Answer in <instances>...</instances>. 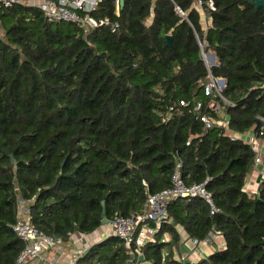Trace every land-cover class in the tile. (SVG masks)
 <instances>
[{"label":"trees","instance_id":"16d2710c","mask_svg":"<svg viewBox=\"0 0 264 264\" xmlns=\"http://www.w3.org/2000/svg\"><path fill=\"white\" fill-rule=\"evenodd\" d=\"M206 1V29L195 0H124L118 17L115 0H102L95 16L117 19L114 32L51 23L27 4L0 8V264H15L23 248L12 230L19 206L39 231L68 242L102 227V202L108 221L141 215L148 197L170 186L178 160L185 184L206 181L218 211L198 197L170 200L144 258L173 263L162 236L176 244L182 228L192 240L212 232L225 241L186 264H264V180L255 195L244 190L254 152L244 136L199 119L219 115L194 110L209 78H223L230 130H258L264 9L212 0L211 10ZM129 251L107 233L76 264H134Z\"/></svg>","mask_w":264,"mask_h":264},{"label":"built area","instance_id":"2783aa9c","mask_svg":"<svg viewBox=\"0 0 264 264\" xmlns=\"http://www.w3.org/2000/svg\"><path fill=\"white\" fill-rule=\"evenodd\" d=\"M102 0H0V8H10L15 4H27L38 8L46 20L51 23L66 22L74 24L84 31L93 30L101 27H108L113 32L120 29V23L117 19H109L95 16V12ZM203 0H195V7H203ZM205 5L211 10L214 9L212 0H207ZM119 0H115L114 14L119 16ZM175 11L183 15L182 10L176 6ZM203 58H206L203 54ZM223 78H209L204 86L203 92L206 102L196 101L194 110L200 112L204 108L208 112L219 115V118L208 117L205 113L201 114L199 119L207 128L217 125L223 128L225 133L231 139L236 137H245L254 152V161L251 172L257 173L256 166L262 162L260 156V135L264 133V117H259L258 130L251 135H238L230 130L229 117L224 112L226 107H231L232 103L223 95ZM182 162L178 160L175 164L171 175V184L168 188L163 189L150 195L145 203L144 212L141 215L132 217L115 216L109 221L108 226L115 236L119 237L127 248L130 249V255L136 258L142 255L141 248L151 240L158 231L161 223L167 219L165 210L166 204L178 197H198L210 210V214L218 211L211 193L206 189L205 182L185 184L181 178ZM246 191V189H244ZM22 203V200H20ZM27 208L19 206V215L12 225V230L16 237L22 242L23 248L18 254L15 264H29L38 260L47 252L60 247L64 242L59 238L50 237L39 231L32 225L27 218ZM214 233L210 232L207 241L214 238ZM195 243L198 241L194 240ZM80 251L70 264H76V259L83 253ZM177 264V263H168Z\"/></svg>","mask_w":264,"mask_h":264},{"label":"crops","instance_id":"0c3cea01","mask_svg":"<svg viewBox=\"0 0 264 264\" xmlns=\"http://www.w3.org/2000/svg\"><path fill=\"white\" fill-rule=\"evenodd\" d=\"M198 12L200 14L202 28L206 29L210 24V20L207 19L202 9H198ZM251 134H253L252 131H250L248 135ZM259 144L262 162L256 166L257 173L250 172V174H248L244 185V189H246V192L250 195H255L258 192L259 184L264 180V137L259 138ZM107 233H111L108 225L102 226L91 235L75 233L68 242H64L63 245L54 250L45 252L40 259L32 261L29 264H70L80 251L85 250L90 244L105 237ZM178 234L179 241L176 244L169 243L171 240L169 233L165 232L162 236V241L166 243L162 250V255L164 258L169 255L167 259L173 261V263H198L202 260H207L210 254L222 250L225 247V241L221 235L215 234L214 238L210 241L204 239L195 243L194 240L188 237L182 228H178ZM135 264L167 263L165 260L159 263H153L151 260L144 258L143 255H140L136 258Z\"/></svg>","mask_w":264,"mask_h":264},{"label":"water","instance_id":"95a60500","mask_svg":"<svg viewBox=\"0 0 264 264\" xmlns=\"http://www.w3.org/2000/svg\"><path fill=\"white\" fill-rule=\"evenodd\" d=\"M124 3V0H119V6L121 7ZM251 3L255 6V7H262L264 9V0H255V1H251ZM165 40H166V44L167 45H170V42H171V36L170 35H167L165 36ZM205 56H206V59H204L205 63L207 64V66H211V65H214L215 62H216V59H215V55L214 53H210L209 51L205 53ZM224 80V86L223 88L226 86V81L225 79ZM102 205H103V208H102V220H101V223H102V226H105V225H108L109 221L108 219L105 217L106 215V210H105V207H104V202H102Z\"/></svg>","mask_w":264,"mask_h":264},{"label":"rangeland","instance_id":"374dc122","mask_svg":"<svg viewBox=\"0 0 264 264\" xmlns=\"http://www.w3.org/2000/svg\"><path fill=\"white\" fill-rule=\"evenodd\" d=\"M197 8H198V7H197ZM198 9H201V8H198ZM63 25H65V26H66V25H67V23H66V22H63ZM205 59H206V58H205ZM105 226H106V225H105Z\"/></svg>","mask_w":264,"mask_h":264}]
</instances>
